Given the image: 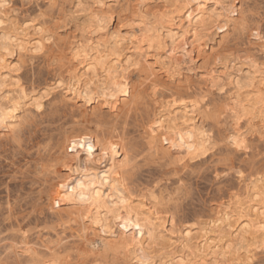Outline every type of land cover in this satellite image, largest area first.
I'll return each mask as SVG.
<instances>
[{"label":"bare ground","instance_id":"6f19581e","mask_svg":"<svg viewBox=\"0 0 264 264\" xmlns=\"http://www.w3.org/2000/svg\"><path fill=\"white\" fill-rule=\"evenodd\" d=\"M62 1L79 7L68 19L78 21L80 34L63 38L46 20L19 25L8 15L14 0H0L9 5L0 7V152L11 144L29 156L22 165L11 159L9 178L32 174L38 194L53 195V206L77 223L79 237L74 246L58 247L76 254L71 258L70 250L67 254L54 248L49 238H29L22 222L37 219L34 212L44 207L18 194L13 200L6 196L4 206L0 203V223L7 220L16 227L10 242L0 248V264H250L253 250H264V176L238 175L242 185L228 200L213 203L208 218L179 225L174 212L163 207L165 190H138L141 151L125 130L126 117L141 116L145 149L183 170L216 143L214 128L207 124L211 116L217 124L223 115L231 119L223 139L227 149H248L251 135L264 140L263 56L251 53L245 61L237 56L215 62L226 36L218 47L209 45L217 23L236 26L238 7L231 0H134L120 3L123 10L117 12L111 7L117 0ZM46 2L63 14L58 0ZM79 11H85L82 20ZM124 20L135 26L124 32ZM252 38V48L264 55V35ZM38 56L61 71L44 88L30 86L17 72L23 62ZM187 58L191 64L202 60L200 79L185 74ZM214 89L227 103L213 104L209 112L204 104ZM148 105L154 112L146 121L141 112ZM64 108L71 109V119L56 125L57 136L47 126L42 128L43 142L29 143L43 119L54 122ZM233 135L246 147H235ZM17 206L30 207L27 212L19 209L23 221ZM54 236L56 243L63 241L58 232Z\"/></svg>","mask_w":264,"mask_h":264},{"label":"rangeland","instance_id":"374dc122","mask_svg":"<svg viewBox=\"0 0 264 264\" xmlns=\"http://www.w3.org/2000/svg\"><path fill=\"white\" fill-rule=\"evenodd\" d=\"M58 1L61 4V6L64 8V12L62 15L58 9L50 7L46 2V0H14V7L12 8V10L9 11L8 15L12 19L16 20V22H18L19 25L20 24L23 25L25 24V22L29 20H34L35 22H42V21L44 22L46 20L45 25H48L47 27L49 26L52 27V29H57V31L61 34L63 38H67V36L71 33L77 35L80 34L81 30L77 25L78 21L75 20L74 18L68 19L69 17L68 15H70L69 13L79 7L75 6L74 3L71 2H63L62 0H58ZM117 1H118L117 3L111 2L112 4H114L111 7L112 8L114 7L113 10H116L117 12L118 9L120 10L119 12H122L123 9H121V5L123 4L122 3L123 1H128V3L131 1V3H134V0H117ZM231 1L233 2L234 5L238 7L236 9L237 24L236 26H233L232 24L224 25L222 23H217L215 27H213L212 29L213 34L211 35L210 37L211 39L209 41L210 46L218 47L219 41L222 39L223 36H226L222 50L220 51L219 54H217L214 61L216 62V60L218 59L220 61L217 62H222L230 58L232 59L237 58V56L238 57L243 56L242 60L244 59L245 61L247 60V55L251 53L258 54L260 58L263 56L262 59L264 60V55L257 52V50H254L251 45V40L253 41L252 36L255 33H261L264 35V0H231ZM84 12L85 11H79L76 13V15L80 16V20L83 19L82 17L84 15ZM59 17H63V18L59 20ZM115 23L116 22L114 19L111 29H113L116 26V25L114 26ZM132 24L135 26L134 22L130 20H124L122 21L120 26L121 29L124 30L125 32L133 27ZM14 56L16 57L17 54L15 53ZM186 61H187V65L190 67L192 71L189 70V67L187 65H185L187 70V71L185 70V74L186 75L189 74L188 75L189 77H193V78L197 77V79L194 80L200 79L199 77H202L203 68H204L202 60L193 63L194 65L191 64L192 61L189 58H187ZM21 62H22L21 59L19 61L15 60L16 63L15 66L20 65ZM200 62L202 63V65H200ZM22 64L23 66L20 69H18L17 72L18 73L20 72L21 77L23 78L25 77L23 80L32 87L39 86L41 88H44L47 82L50 81L53 82V78H55V76L61 73L60 70L56 69L55 65L49 66L48 62L46 63V60H44V58L39 56L33 58L32 60L27 59V61L23 62ZM133 78L137 80L136 74L133 75ZM208 96L213 99V104H215V106L216 105L219 106V104L220 105L224 104L225 106V104L227 103L225 95H223V93H221L217 89L212 90ZM147 108L148 109L146 110L144 109L142 111L143 113L141 112L142 116L145 118L146 121H147V116H150L154 112L153 106L148 105ZM61 113L63 115H61ZM56 115L54 116L56 118L54 122H53L54 120L53 118L52 121L51 118L50 119L48 118V120L47 118L43 119V121L44 120L45 121L44 123H42V125H40L42 127L40 126L37 127L34 137L31 140L32 142L30 141L29 143L36 144L43 142L42 128L46 129L47 126H48L47 129L48 128L49 130L51 129L50 131L54 129L53 132L54 131L55 132L52 133L56 134L54 135V137H56L57 134L59 133L57 129L55 130L56 125L61 126V124H64L66 121L67 122L70 121L71 109L64 108L61 112L58 113L57 116ZM61 116H63L64 118ZM136 116L134 114H131L128 117H126V120H128L127 124L129 126L126 124L125 130L127 131L128 137L136 141L137 147L141 151L137 157V162H138L137 183L139 186L138 190H142L141 192L143 193H148L151 189L157 187L158 189L160 188L161 190L163 189V191L165 190L166 191V192L164 191L165 194L163 193L164 196L163 202L165 200L166 201L164 202L163 207L165 208V210H167L170 213L174 212L173 214L177 216L179 225L181 223L183 225L192 224L199 221L200 219H203L204 217L208 218L212 213L211 208L213 203L219 202L221 200H228L229 197L233 194V192L239 188L240 184L242 185L237 170H243L244 174L247 176H253V175L264 176V140L258 138L259 135H251L250 146L248 147V149L242 150L240 152H236L234 150H231L230 148L227 149V145L225 144L226 142L223 139L225 135L228 133L226 129L229 130V128L232 125V122L230 121L231 120L230 118L225 119L224 115L222 116L223 119L220 118L222 119V121L219 124H217L215 121L214 122L211 121L213 120L212 118L214 116L209 117L208 119L209 123H207L209 124L210 127L214 128L213 130H214V134H216L215 135L216 138L218 139L220 138L221 140L217 139L216 143L207 151V153L193 160L186 170L179 169L180 167H176L175 164L172 163L171 161L164 163L163 160H161L160 158L159 160L157 156H154V153L145 149L144 135H145L146 124L141 121L142 118L141 116L139 115L137 116L138 120H136ZM124 119L123 120L121 119L120 121H124ZM56 120L58 122L60 121L59 122L60 125L55 123L57 122ZM48 121L50 122V124H48L49 123ZM92 125H96V124L92 123ZM52 141L50 143L51 146H55L56 144L55 139ZM46 143L47 142L44 141V144ZM13 157H15L16 160H20L21 165L25 164L30 159L28 155L19 152L11 144H6L5 150L3 149L0 152V201H1L0 203L2 205L3 204L5 205L7 201L5 198L6 196L7 197L9 196L10 199L12 198L15 199L17 198L16 196L18 194L22 195L21 198L27 195L26 199L24 200H28V201L37 200L39 203H42V206L46 210L43 208V210L40 209V211L38 210L34 212L33 217L34 215L38 217L37 219L34 218L35 220L33 218L32 220L26 218L27 220L25 219V221H23V218H21L19 211L21 209H24L23 207H25V210L23 211L27 212L26 209L30 210V207L28 209L26 208V206L20 208L19 206H17L18 207L17 214H19L17 217H19V220L21 218V221H23L22 222L23 228L29 231L28 232L29 238L34 242H39V240L49 238L54 241V242L51 241L50 243V245L53 243L51 246H54V248H57L58 245L60 247L65 246L67 245L66 243H68L69 246L76 245V242L74 241L79 238L78 234L75 232L77 231L78 228L76 227L77 223L74 221L72 222L68 221L69 220L67 219L68 217L65 218V216L61 215V212L59 211L60 209H58V207L55 206L56 204L54 202V199H51L53 195H51L52 197L50 198V196L48 197L46 196V194L43 195L38 194V189H37L38 184L31 180V178L34 177L32 174H28L29 177L21 174H17L18 177L16 180H10L9 176L11 175V171H12V166H11L12 164L10 161ZM225 171H227L228 173L227 176L224 175ZM22 176H24V178H22ZM28 181L30 184L28 183ZM21 182H24L23 184L24 187L23 185H21ZM34 186H36V188ZM32 187H34L35 189L34 188L32 189ZM30 188L32 189V191ZM137 193L139 192H136V194ZM50 203L55 204L54 205L55 207L53 206V204L50 205L52 206L50 207L49 206ZM23 223L26 224V226ZM11 227L12 226L9 225V221L7 222V220L2 221L0 223V248H2L7 243H9L11 240L10 239L11 236H13V234L16 233V227L14 226H13L14 228ZM56 231L59 233L60 237H63V241L59 242L57 240L58 239L57 236H54V234L57 233ZM55 238H57L56 239L57 243L55 241ZM60 247H58L59 250L63 251L61 250L62 248ZM69 250L70 249L64 251L67 254H70L72 252L70 257L74 258L75 256L74 254H76L75 251L70 250L71 252H68ZM261 250L259 249L253 250L254 253L253 259H251L250 261L247 260V262H250V264H264V250L262 251ZM64 253L63 256L65 255ZM242 258L246 259V255L244 253L242 254ZM110 261L102 262L101 264H109V263L112 264ZM88 262L86 264H96V262L94 261H88Z\"/></svg>","mask_w":264,"mask_h":264},{"label":"snow or ice","instance_id":"6c2138e0","mask_svg":"<svg viewBox=\"0 0 264 264\" xmlns=\"http://www.w3.org/2000/svg\"><path fill=\"white\" fill-rule=\"evenodd\" d=\"M8 6H9V5H7L6 3H0V7H8ZM222 30H223V29H222ZM22 50H23V49H22ZM223 90H224V88H223V86L221 85V86H220V91H223ZM180 102H181V103H184L185 101L182 100V101H180ZM212 105H213V100H212V98H211V97H207V98H206V102H205V104H204V107H205L206 109H208L209 112H211V110H212L211 106H212ZM230 141H231V142L235 145V147H237V148H245V147H246L245 143H244L243 141H241V140L239 139V137H237V136H235V135H233V136L230 137ZM89 151L91 152L92 149L89 148ZM224 175H225V176L228 175L227 171L224 172ZM238 175L243 176L244 173H243V172H239ZM81 187H83V185H81ZM81 198L83 199V197H81ZM135 228H137V229L140 228L139 223H137V224L135 225Z\"/></svg>","mask_w":264,"mask_h":264}]
</instances>
